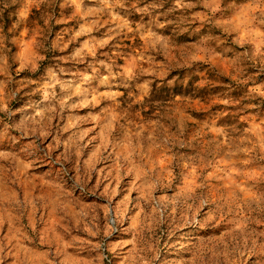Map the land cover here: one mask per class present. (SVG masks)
<instances>
[{
    "label": "rangeland",
    "instance_id": "1",
    "mask_svg": "<svg viewBox=\"0 0 264 264\" xmlns=\"http://www.w3.org/2000/svg\"><path fill=\"white\" fill-rule=\"evenodd\" d=\"M49 2L0 0V264H264V0Z\"/></svg>",
    "mask_w": 264,
    "mask_h": 264
},
{
    "label": "trees",
    "instance_id": "2",
    "mask_svg": "<svg viewBox=\"0 0 264 264\" xmlns=\"http://www.w3.org/2000/svg\"><path fill=\"white\" fill-rule=\"evenodd\" d=\"M61 0H50L49 3H45L42 5V12L44 15H50L51 18H54L59 10V3ZM41 10L40 9H32V13L30 15V20L33 19L35 14H40Z\"/></svg>",
    "mask_w": 264,
    "mask_h": 264
}]
</instances>
